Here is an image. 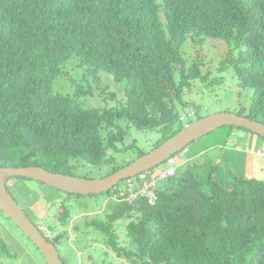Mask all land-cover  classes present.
<instances>
[{"label": "trees", "instance_id": "16d2710c", "mask_svg": "<svg viewBox=\"0 0 264 264\" xmlns=\"http://www.w3.org/2000/svg\"><path fill=\"white\" fill-rule=\"evenodd\" d=\"M208 39L227 44L216 72L231 73L251 90L246 110L233 113L264 124V0H0V168L43 167L72 176L76 160L77 166L108 163L111 175L132 161L113 163L126 149L116 145L124 140L123 123L159 129L152 149L158 147L184 128L175 126L177 107L189 104L196 120L203 118L199 104L183 101V91L194 81L222 79L204 69ZM186 44L195 51L192 60L184 56ZM70 66L107 72L124 84V97L87 108L53 91ZM143 154L138 149L137 158ZM210 157L178 165L160 181L153 205L142 197L125 200L114 187L106 193L105 216H86L84 227L70 226L67 199L61 200L49 231L60 229L55 236L66 240L68 228L79 236L94 233L117 264H264V180L230 172L222 185ZM16 255L0 234V264Z\"/></svg>", "mask_w": 264, "mask_h": 264}, {"label": "rangeland", "instance_id": "374dc122", "mask_svg": "<svg viewBox=\"0 0 264 264\" xmlns=\"http://www.w3.org/2000/svg\"><path fill=\"white\" fill-rule=\"evenodd\" d=\"M225 44V42L217 39H208L201 51L202 58L207 62L204 69L211 71L210 78L221 77V81L213 85L194 81L191 83L190 91L189 89L183 91V101L189 103L194 101L199 104L202 117L221 112L233 113L241 110V108L246 110L250 102L251 90L249 88L238 86L236 79L229 72L224 75L216 72L215 66L219 61ZM182 49L185 57L190 60L195 57V51L193 52L189 45H184ZM59 77L52 83L53 91L70 96L83 107L100 108L113 106L124 97V84L115 82L113 77L104 71H98L93 75L89 74L84 67L75 66L71 68L70 66ZM76 89L83 91V93L75 94ZM192 108L189 104L177 107L179 123L175 125L176 127L179 125L186 127L191 120H196V116H193L195 111ZM122 126L123 131H125L124 140L116 145L117 147L120 146V148L126 147V149L114 154V164L121 165L124 161L137 159L138 149L147 153L159 141V129L137 130L125 127L124 123ZM227 127H221L189 144L183 150L185 151V154H182L183 158H181L183 151L173 155V158L178 162L182 159L186 162L193 158L195 153L209 150L210 159H214L219 167L215 178L222 185H225L224 183L228 179L230 172L238 175H243L246 172L244 174L247 177L251 176L257 180H264V138L256 134H250V132L242 128ZM228 129H232V132H228ZM248 135H251V145L246 147L250 141ZM258 153H261L262 156H258ZM108 154L112 155V151L108 152ZM230 156H238V159L231 160ZM76 163V160L72 161L71 174L84 176L87 179L104 178L110 170L108 163L100 167L85 166L83 164L77 166L78 163ZM161 167L165 169L164 164ZM252 167L255 169L253 172L251 171ZM157 173H159V170L155 171V174ZM6 184L19 206L27 212L33 222L42 223L39 226L44 229H49L54 208L61 200L67 199L65 202L70 209V226L72 224L80 225L81 227H84L86 216L99 218L105 216L106 211L102 210V208L106 202L109 203L106 193L95 196L70 195L30 179L11 178L8 179ZM158 184L162 187L163 182ZM108 207L109 205L106 208ZM56 226L59 227L58 224ZM59 230L56 229L53 233L48 231L47 234L56 237L55 235ZM91 230L93 229L90 228ZM67 231L71 233V236L68 240L65 238L59 239L58 252L68 264H91L92 260L98 264L102 260L112 264L119 263V259H116L109 252L101 237H97L94 233L79 236L78 233H75L74 230L71 231L70 228ZM0 234L6 242L8 241L11 249L17 253L16 257L6 259L8 264H45L43 257L34 248L33 244L24 238L11 220L2 216L1 213ZM77 235L80 243L76 239ZM103 251H106L108 255L104 256Z\"/></svg>", "mask_w": 264, "mask_h": 264}, {"label": "water", "instance_id": "95a60500", "mask_svg": "<svg viewBox=\"0 0 264 264\" xmlns=\"http://www.w3.org/2000/svg\"><path fill=\"white\" fill-rule=\"evenodd\" d=\"M225 126H236L264 138V124L232 112H221L198 119L158 147L131 161L125 167L100 179L63 175L43 167L0 168V211L11 220L28 239L46 264H64L57 250L58 238L47 240L6 188L10 178H26L53 187L67 194L100 195L109 193L121 180L135 176L162 164L167 158L181 152L189 144Z\"/></svg>", "mask_w": 264, "mask_h": 264}, {"label": "built area", "instance_id": "2783aa9c", "mask_svg": "<svg viewBox=\"0 0 264 264\" xmlns=\"http://www.w3.org/2000/svg\"><path fill=\"white\" fill-rule=\"evenodd\" d=\"M161 165L122 180L116 186L121 191L119 195L124 196L125 200L142 197L148 201V204L153 205L157 198L158 183L163 179L173 176L178 167V163L171 157L167 158L164 162L165 169ZM156 170H159V173L155 174ZM117 197L118 195L115 194L112 199L118 200Z\"/></svg>", "mask_w": 264, "mask_h": 264}, {"label": "crops", "instance_id": "0c3cea01", "mask_svg": "<svg viewBox=\"0 0 264 264\" xmlns=\"http://www.w3.org/2000/svg\"><path fill=\"white\" fill-rule=\"evenodd\" d=\"M222 128H223V127H222ZM213 132H214V131H213ZM228 132L231 133L232 130H229V129H228ZM211 133H212V132H211ZM250 136H251V135H248V138H249L250 141L247 143L246 147H249V146L251 145V137H250ZM237 149H238V148H237ZM237 149H236V150H237ZM211 150H212V149H211ZM211 150H210V151H211ZM208 151H209V150L201 151V152H197V153L194 154V157H195V156H198V155H200V154L208 153ZM237 151H240V150H237ZM184 152H185V151H183V152L181 153V158H183V155H182V154H185ZM208 154H209V153H208ZM255 154H256V153H255ZM185 156H187V155H185ZM260 156H261V155H260ZM225 157H226V156H225ZM229 158H230L231 160H235V159H238V156H230ZM180 162L183 163V162H185V161L182 159V160L179 161L178 163L180 164ZM253 169H254V168L252 167V170H251L252 172L255 171V169H254V170H253ZM244 173H246V172H244ZM244 173H243V175L245 176Z\"/></svg>", "mask_w": 264, "mask_h": 264}, {"label": "flooded vegetation", "instance_id": "af4514ba", "mask_svg": "<svg viewBox=\"0 0 264 264\" xmlns=\"http://www.w3.org/2000/svg\"><path fill=\"white\" fill-rule=\"evenodd\" d=\"M25 213L27 214V212L25 211ZM29 219H30V217H29ZM31 220V219H30ZM34 224L36 225L37 223H35L34 222ZM40 224H42V223H40ZM39 223L36 225V226H38V227H40L39 225H40ZM44 227V226H43ZM40 229H41V231L44 233V235L48 238L47 240H52L53 238H55V237H52L51 235H48L47 233H48V231H49V229H44V228H42V227H40ZM50 232V231H49ZM58 244H59V240H58ZM58 244H57V250H58Z\"/></svg>", "mask_w": 264, "mask_h": 264}, {"label": "clouds", "instance_id": "9594fccd", "mask_svg": "<svg viewBox=\"0 0 264 264\" xmlns=\"http://www.w3.org/2000/svg\"><path fill=\"white\" fill-rule=\"evenodd\" d=\"M195 121H196V120H195ZM248 132H249V131H248ZM250 134H254V133H251V132H250ZM257 136H258V135H257ZM182 151H183V150H182ZM260 155H261V153H258V156H260ZM261 156H262V155H261ZM178 165H180V164L178 163ZM253 170H254V169H253ZM10 179H11V178H10ZM121 181H122V180H121ZM121 181H120V182H121ZM120 182H119V183H120ZM119 183H118V184H119ZM118 184H117V185H118ZM6 185H7V184H6ZM117 185H116V186H117ZM116 186H115V187H116ZM6 188H7V187H6ZM10 194H11V193H10ZM108 199H109V198H108ZM39 228H40V227H39ZM40 230H41V229H40ZM57 238H58V237H57ZM58 239H59V238H58Z\"/></svg>", "mask_w": 264, "mask_h": 264}]
</instances>
